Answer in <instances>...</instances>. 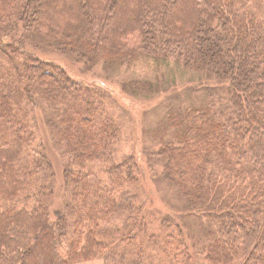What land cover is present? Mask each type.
I'll return each mask as SVG.
<instances>
[{
  "label": "trees",
  "instance_id": "1",
  "mask_svg": "<svg viewBox=\"0 0 264 264\" xmlns=\"http://www.w3.org/2000/svg\"><path fill=\"white\" fill-rule=\"evenodd\" d=\"M95 72L165 97L143 164L117 150L123 118ZM43 131L64 162L55 207ZM146 169L169 211L136 189ZM94 258L264 264V0H0V264Z\"/></svg>",
  "mask_w": 264,
  "mask_h": 264
},
{
  "label": "rangeland",
  "instance_id": "2",
  "mask_svg": "<svg viewBox=\"0 0 264 264\" xmlns=\"http://www.w3.org/2000/svg\"><path fill=\"white\" fill-rule=\"evenodd\" d=\"M48 57L56 59L61 64L67 66V68H69L68 70L73 74H77L78 78L82 80L83 82L85 83L94 82V80L91 78L93 77L92 74L80 73L79 71L80 68L78 66L74 67L71 61L67 60V58L61 57L60 55L58 56L55 53H49ZM169 68L170 67H167V66L164 68L167 74L170 73V71L168 70ZM96 69L98 71H102L100 68V65ZM95 73L97 74V76H100L101 78H104L106 81H108L107 84L110 85L108 86L103 83L104 86L108 90L111 91L110 92V95L112 96L111 112L114 114L115 117L123 118L122 123L124 125L125 136L121 137V141L119 143V147L117 150L120 151L119 153H122V152L126 154L132 153L135 159H137V161L143 164L144 157L143 158L140 157V152H141L140 148L142 147L143 140H145L143 137V131L144 129L147 128L146 126H148V123H150L151 121L155 122L156 120L155 118H153L154 116L152 114H148L146 116L144 115L146 113L153 111L157 114V117H158L159 114H158V110L156 107L159 106V102L164 101L165 97L163 95H160V93L158 94L156 93L154 97H147L145 99L132 98L131 96L124 94L120 91L116 78L113 77L111 79H106V77H104L100 72H95ZM177 78L182 83H184L187 80V75L185 73L179 72ZM173 80L174 78L172 75L166 76L167 86ZM159 98L162 100H160ZM141 101H145V103H141ZM149 101L151 102L149 104H146ZM118 109H121V111ZM43 130L45 131V129ZM44 131H43L44 136L42 135V133H39L37 140L42 142L46 146L48 153L51 155V158L53 159V165L56 170L55 172L56 194H55L54 204H53V206L55 207V206L62 205L63 199L65 201V198L67 196V190L66 189L63 190L62 178H61L64 162H62L60 155L58 151H56L55 147L50 144L47 133L45 134ZM43 138H45L46 140H43ZM146 174L148 176V180L146 181V177H145L142 183L136 184L135 186L136 189H138L142 198H145V199L149 198V201H151L153 208L157 207L160 210V212L169 211L168 210V207L170 206L169 204L173 203L174 201V199H170L171 197H174V196H171V192L173 190H171L170 187H168V185H166V183H164L162 180L159 182L152 180V178H150L149 170H147ZM77 264H111V263L101 258L100 259L94 258L90 260L80 261Z\"/></svg>",
  "mask_w": 264,
  "mask_h": 264
}]
</instances>
